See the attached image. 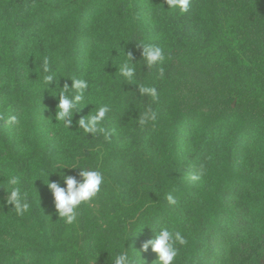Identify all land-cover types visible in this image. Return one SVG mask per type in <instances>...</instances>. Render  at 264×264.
Segmentation results:
<instances>
[{"label": "trees", "instance_id": "trees-1", "mask_svg": "<svg viewBox=\"0 0 264 264\" xmlns=\"http://www.w3.org/2000/svg\"><path fill=\"white\" fill-rule=\"evenodd\" d=\"M99 1L19 0L17 4L49 15L61 13L63 22L56 24L54 36L58 46L69 52L66 56L71 67L69 77H78L70 51L79 31L75 19L69 21L76 17L77 7L82 13L90 8L87 7L90 2L96 9ZM109 1L113 12L108 18L111 31L106 42L108 62L99 70L100 75L108 72V76L102 82L97 74L88 73L86 101L91 105L73 117L74 125L67 135L62 122L56 123L54 115L50 117L47 111L40 127L32 123V115L23 113V109H32L33 114H38L47 107L49 89L43 78H36L32 88L26 86L31 79L25 77L26 81L22 82L24 63L8 66L10 51L19 46L23 31L14 22L15 9L9 7L8 11L0 12L3 36L0 61L16 74L18 95L24 94L22 100L7 105L0 97L3 154L0 168L10 167L14 174L24 175L35 167L36 172L45 176L53 162H59L98 167L105 177L97 197L78 209L83 242L76 240L75 233L70 237L63 235V220L58 218L57 222L48 223L43 216L44 209L33 201L30 203L32 216H37L43 236L32 242L17 241L11 250H37L43 256L36 255V262L46 257L48 264H55L68 247L70 264H93L94 261V264H111L122 250V243L130 253L138 252L142 240L158 233L161 225L182 231L188 240L187 246H181L176 264H199L198 260L211 252L218 225L238 221L244 230H264V0H191L189 11L183 14L166 11L163 0ZM141 41L156 43L165 49L163 81L155 79V70L148 71L143 66L137 46ZM95 51L96 48L90 51L85 71L95 62ZM128 52L138 62L139 82L156 84L161 92L159 103L152 105L158 108L159 119L144 128L134 120L150 103L149 98L140 97L137 86L123 81L116 73V65L124 61V53ZM180 91L191 95L192 103L185 108H180L184 104ZM27 95L38 96L40 103L32 108V101L25 98ZM101 104H109L113 109L105 122L107 127L117 128L111 140L76 130L75 122L80 116ZM9 110L22 117L18 130L4 126ZM223 114H227L229 123L235 124L233 136L242 128L255 125L262 128L261 135L249 136L244 145L238 141L240 137L224 141V135L221 138L212 128ZM194 121L200 126L188 133L181 145L175 142L171 129ZM23 122L29 125L25 129ZM205 131L213 132V136L210 139L202 136ZM27 144L28 154L21 149ZM189 163H203L207 170L204 182L192 184L190 189L181 176V167ZM61 171L80 179L78 169ZM49 178L64 186L55 174ZM189 190L193 193L182 194ZM169 192L177 196L176 205L167 203L165 196ZM251 236L249 241L242 237L243 244H239L238 250L246 254L239 255L234 264H264V238L260 243L259 239L252 243L255 237L251 240ZM228 257L233 258L235 254L230 251Z\"/></svg>", "mask_w": 264, "mask_h": 264}, {"label": "rangeland", "instance_id": "rangeland-1", "mask_svg": "<svg viewBox=\"0 0 264 264\" xmlns=\"http://www.w3.org/2000/svg\"><path fill=\"white\" fill-rule=\"evenodd\" d=\"M19 0H0V12H6L9 10V7L15 9V13L18 14L19 18H17V14L13 15L14 22L18 25L17 28H20L23 32L20 35L21 42L18 47H14L10 51V56L8 60V66L16 63V66L23 64V74H21V78H24L22 82L24 83L26 80L25 77L31 79L29 84L26 86L32 88L34 87V81L36 78L43 77V73L41 71V65L44 57H48L50 61V66L53 68L55 75L59 78L57 85L62 87L64 83L71 84L70 81L67 80L69 77L70 61L66 59L67 54L69 53L64 49L63 46H58L57 37L54 36L57 33L55 30V26L58 22H63L61 18V13H56L53 15H49L46 12L41 10L28 9V7H20V4H17ZM62 1V0H55ZM135 1V0H134ZM109 0H100L95 5H97L96 9L93 8L92 2L87 4V8L82 13H79V7H77V14L75 18H70L69 22H72L74 19L76 21V29H78L77 36L75 38L74 48L71 49L72 58L74 59L75 68L78 70V77L87 80L88 73L91 72L92 76L97 74L102 79L108 76V72L103 70V73L107 72L105 75H100L102 73L99 72L100 67H105L108 62V52L109 46L108 43V35L111 32L108 29V18L112 15V10L109 6ZM79 6V5H78ZM74 8V7H73ZM73 8L71 11H73ZM147 9V8H146ZM147 11V10H145ZM81 14V15H80ZM36 16V17H35ZM68 16V15H67ZM67 16L64 18L66 19ZM68 20V19H67ZM5 22V20H3ZM46 31L49 33H46ZM36 36L35 38H33ZM100 36V37H99ZM93 39V40H92ZM33 40L34 42H30ZM3 41V36L0 33V44ZM94 41V42H93ZM92 48H96V60L92 63L91 69L89 71H85L88 58L90 57V51L92 52ZM14 57H13V56ZM93 55V54H92ZM67 61H66V60ZM92 60V57H91ZM91 64V63H90ZM8 66L4 65L2 61H0V92L2 95L0 96L4 101L5 105L17 102L23 99L24 94L18 95L19 84L16 81L15 75L12 70L7 68ZM17 71L14 68V72ZM33 83V84H32ZM53 85L49 86V90H47V107H45L38 114H33L32 109L27 110L23 109V113H26L28 116L32 115V123H34L35 127H40L42 125V118L44 117V112L47 111L48 115L52 117L54 115L56 99L52 96L55 92L59 91V89H51ZM181 100L184 104H180V108H185L184 106H188L192 103L191 95L188 91H180ZM25 98H29L31 102V107L35 108L37 104H39L38 96H25ZM179 100V101H181ZM47 109V110H46ZM11 111L9 110L6 115H9ZM24 123V122H23ZM25 127L29 126L27 123L23 124ZM74 125V124H73ZM200 126V123L195 121L193 123H185L182 126H177L175 129H171L170 134L175 137V142L179 145L183 143V140L187 137L188 133H191L196 127ZM195 127V128H194ZM212 126L207 127L206 129H210ZM222 138L224 135V141H228L231 138L236 140L240 137L244 142L243 145L247 142V138L251 135H255L256 133L261 135L262 128L255 126H249L248 128H242L238 131V133L233 136L235 132V124H231L228 122L227 114H223L220 118L216 119L214 126L212 127ZM64 129V134L67 135L69 133V129ZM18 130V129H17ZM24 131V130H23ZM210 137L213 136V132H203L202 136ZM264 137V136H263ZM201 138V137H200ZM249 139V138H248ZM27 145H22L21 149L23 153L28 154L29 150ZM0 147V157H3ZM181 176L184 177L186 172L188 171V165L184 164L181 167ZM39 170V169H38ZM37 169L31 170L29 173L21 175L14 174V171L10 167L0 168V264H48L46 257L41 261L36 262L35 256L42 258V253L37 250H32L34 252H23L17 250L13 252L11 248L15 245L13 243L17 241H27L32 242L36 237L42 238V233L40 232L38 222L36 221L37 216H32L31 206L29 210L23 216H17L14 211L11 210V206L5 203V191L8 190L7 181L16 176L19 178V186L22 188V191H26L28 193V199L31 202L37 201L41 207L44 209L43 216L45 217L48 223H53L58 219V216L54 212L53 201L50 193L47 190L46 185L44 184L45 176L40 175L36 172ZM40 171V170H39ZM44 173V172H43ZM50 181H57L55 179H50ZM184 183L186 186L192 187V184H188L184 179ZM193 193L189 190V192L182 193L183 195H190ZM60 219V218H59ZM62 220V219H60ZM57 222V221H56ZM250 228V227H249ZM243 225L238 223V221H227V223H223L222 226L218 225L215 227V231L213 234L212 248L211 252L198 260L199 264H234L235 261L237 263L238 256L245 255L246 253H239V244H243V240L246 238L249 241L248 236L252 234L251 240L254 243L257 239L258 243L263 241L264 238V230H252V229H243ZM80 233H76V232ZM247 231V232H246ZM75 233V234H74ZM67 234V235H66ZM71 234L76 235L75 238L77 241L83 242L82 236L83 233L80 231V226L78 221L73 225H66L63 229V235L71 236ZM154 235H151L150 238H154ZM149 238V239H150ZM146 241L142 240L139 244L138 252H140V258L145 262V264H154V261L157 259L156 254L152 253L150 250L147 252H141V244ZM250 243V242H249ZM137 246V245H136ZM138 247V246H137ZM244 247L249 250L247 246V242H245ZM251 248H254L251 244ZM22 249V248H19ZM231 254H235V257H228L229 252ZM70 250L65 249L63 254L59 256V260L55 264H70V256L68 253ZM239 253V254H238ZM237 254V255H236Z\"/></svg>", "mask_w": 264, "mask_h": 264}, {"label": "clouds", "instance_id": "clouds-1", "mask_svg": "<svg viewBox=\"0 0 264 264\" xmlns=\"http://www.w3.org/2000/svg\"><path fill=\"white\" fill-rule=\"evenodd\" d=\"M163 2L167 5L166 11L176 10L181 14L187 13L191 4V0H163ZM137 46L141 50L143 66L148 71L155 70V79L163 81L165 79V49L159 44L146 41H141ZM124 56V61L116 65V73L122 77L123 81L136 85L140 97H147L150 100V103L145 106L143 111L139 112V115L134 120L140 128H144L149 123L159 119V110L158 108H153L152 105L159 103L161 92L156 84L146 85L140 83L137 75L138 62H134L131 52L124 53ZM139 63L140 72L141 62ZM41 71L46 89H49L50 85H53L51 89H59V91L52 95L56 99L54 120L56 123L62 122L66 129L72 128L73 117L79 114L86 105H91L86 101V94L89 89L88 80L73 75L67 78L68 81H71L70 85L65 83L62 87L58 86L57 82L59 78H57L53 68L50 66L48 57H44ZM112 111L113 109L109 104H101L94 111L91 110L87 115L80 116L75 122L77 126L76 130H83V133L90 134L92 137L94 135H102L105 140H111L117 134V128H109L105 122ZM21 120L22 117L19 114L10 113L4 119V126L9 130L18 129L21 125ZM62 169H78L80 179L77 180L75 177L65 174L61 171ZM206 171L203 163H189L188 171L183 179L188 184L203 183ZM53 174L62 181L63 187L60 182L49 180V177ZM44 175L45 179L43 182L52 197L54 212L66 225H73L77 222L78 209L82 205L93 201L101 192V186L105 183L102 170L98 167H89L82 164L68 165L53 162L51 170L45 172ZM7 184L8 190L5 191V203L11 206V210L17 216H23L30 208L28 193L22 191V188L19 186V178L16 176L11 177L7 181ZM165 199L169 205H176L178 203L177 196L172 192L167 193ZM122 244L120 245L122 250L117 252L110 261L111 264H145L140 258V252L131 251L130 253L129 250H125L122 247ZM187 245L188 240L182 231L173 227L159 225V232L154 235V238L144 241L141 244L140 251L147 252L150 250L152 253H155L157 259L154 261V264H176L181 246Z\"/></svg>", "mask_w": 264, "mask_h": 264}]
</instances>
